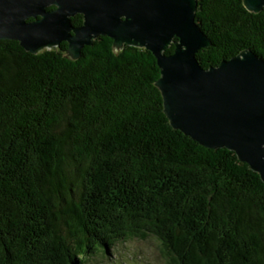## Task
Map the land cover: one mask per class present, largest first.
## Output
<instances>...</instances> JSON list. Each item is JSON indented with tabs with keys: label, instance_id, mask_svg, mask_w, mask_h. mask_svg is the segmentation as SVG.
Here are the masks:
<instances>
[{
	"label": "trees",
	"instance_id": "obj_1",
	"mask_svg": "<svg viewBox=\"0 0 264 264\" xmlns=\"http://www.w3.org/2000/svg\"><path fill=\"white\" fill-rule=\"evenodd\" d=\"M195 1L200 67L264 60V8ZM66 49L0 41V264H89L148 237L166 264H264V183L170 126L152 55L102 36Z\"/></svg>",
	"mask_w": 264,
	"mask_h": 264
},
{
	"label": "water",
	"instance_id": "obj_2",
	"mask_svg": "<svg viewBox=\"0 0 264 264\" xmlns=\"http://www.w3.org/2000/svg\"><path fill=\"white\" fill-rule=\"evenodd\" d=\"M243 5L258 13L264 0ZM195 11V0H0V41H16L30 54L66 43L71 60L99 36L114 49L148 51L160 71L156 87L170 126L205 149L233 152L264 183V60L246 51L200 67L195 56L210 42ZM76 15L78 27L71 23Z\"/></svg>",
	"mask_w": 264,
	"mask_h": 264
},
{
	"label": "rangeland",
	"instance_id": "obj_3",
	"mask_svg": "<svg viewBox=\"0 0 264 264\" xmlns=\"http://www.w3.org/2000/svg\"><path fill=\"white\" fill-rule=\"evenodd\" d=\"M89 264H166V261L158 242L148 237L120 241L108 249L104 258H93Z\"/></svg>",
	"mask_w": 264,
	"mask_h": 264
}]
</instances>
